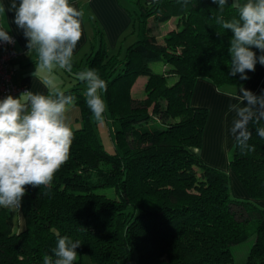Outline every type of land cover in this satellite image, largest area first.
Listing matches in <instances>:
<instances>
[{"label": "trees", "instance_id": "obj_1", "mask_svg": "<svg viewBox=\"0 0 264 264\" xmlns=\"http://www.w3.org/2000/svg\"><path fill=\"white\" fill-rule=\"evenodd\" d=\"M247 2L228 0L218 9L212 0H137L135 39L123 57L98 30V46L63 70L73 82L63 91L77 97L82 119L69 158L51 185H25L22 229L14 230L10 208L0 207V264H43L64 235L81 241L74 264L84 254L94 264H235L232 246L249 238L246 264H264V138L256 134L264 119L249 124V148L234 141L228 163L247 194L238 197L229 173L200 156L208 109L191 102L199 78L216 87L248 81L227 75L232 33L219 23L238 19ZM149 19L154 26L175 19L177 28L159 39ZM156 61L167 67L152 70ZM84 69L106 81L114 153L97 136L76 75ZM139 76L146 77L143 98L131 93Z\"/></svg>", "mask_w": 264, "mask_h": 264}, {"label": "clouds", "instance_id": "obj_2", "mask_svg": "<svg viewBox=\"0 0 264 264\" xmlns=\"http://www.w3.org/2000/svg\"><path fill=\"white\" fill-rule=\"evenodd\" d=\"M212 2L218 9L228 4V0ZM12 9L13 22L27 41L26 54L32 58L35 53L37 58L32 75L35 78L45 73L41 82L50 91L47 95L24 91L18 97L8 95L0 100V207L6 208L21 206L25 185H51L54 175L69 158L73 130L66 113L76 106L77 97L57 86L53 69L72 71L73 52L82 35V13L69 0H20L18 6L12 4ZM0 11L6 12L3 8ZM219 23L232 33L227 75L248 80L247 73L254 72L257 64L264 66V0H248L240 7L238 19H220ZM0 41L13 43V38L0 28ZM76 75L86 84L85 102L92 118L103 123L106 106L102 93L107 90L106 81L96 69ZM236 100L229 105L235 114L229 131L243 150L249 148V124L264 119V91L257 95L241 84ZM256 134L264 138V127L257 128ZM81 245L78 239L57 236L56 245L50 255H44L43 264H74Z\"/></svg>", "mask_w": 264, "mask_h": 264}, {"label": "crops", "instance_id": "obj_3", "mask_svg": "<svg viewBox=\"0 0 264 264\" xmlns=\"http://www.w3.org/2000/svg\"><path fill=\"white\" fill-rule=\"evenodd\" d=\"M144 2H150L152 0H142ZM15 3L17 6L20 3V0H0V8H3L5 11H0V28L7 30L8 33L15 38V51L17 54V57L14 61V65L17 69L16 74L14 76V81L20 84H24L27 88L30 87L29 91H33L34 93L39 92L44 95L49 93V90L47 87H44L39 85V81H34L31 79V77L25 73L26 70H28L33 63L36 61L35 53L32 54V58L29 57L26 49V39L23 35V31L18 29L15 25L14 18H15V9H12V4ZM121 3V0H69V4L74 6L78 11L82 13V16L80 17L81 20V38L78 41L74 52L72 59L79 60L85 56V53L88 52V50H85L84 53L81 54V51L85 49L86 45H88V31H89V24L91 23H99L101 27L103 28L104 35L106 36L108 40V47H114L116 48V44L118 40L121 38L120 36L123 35L124 30H127L130 23L132 22L131 14L126 12L123 9V6ZM136 5V4H135ZM137 9H133L132 12L135 14L139 6L136 5ZM131 12V11H130ZM132 14V15H133ZM169 22V21H167ZM95 32L92 34L94 35ZM120 37V38H119ZM105 38V39H106ZM135 39V34H134ZM133 39V40H134ZM167 66L163 65L160 72H162ZM63 71V69H61ZM169 77H175L174 75H171ZM168 77V78H169ZM140 78V76L138 77ZM136 79L135 83L132 86L131 93L133 97L135 98H143L144 97V84L146 82V79L141 82L142 88L140 94H134L133 91H137L136 87L139 79ZM243 86L249 90H251L253 93L256 91L261 94L262 91H264V66L259 65L253 75L248 79L246 83L243 84ZM236 92L234 94L232 93H222L217 90L216 86L203 78H199L193 89L192 93V104L196 106H207L212 108L211 116H210V122L207 118V122L209 123V126L212 125H219L220 122H217L214 124L220 115V113H224L226 111V114L231 111L229 110V105L237 103L236 96L238 95V87L235 88ZM237 93V94H236ZM257 93V95H258ZM236 94V95H235ZM233 120V119H232ZM207 126V125H206ZM80 128V127H78ZM213 128V127H212ZM210 131L208 133L209 138L208 142H206V145L203 148H200L201 150V158L209 165L214 166L219 169L227 170V166L224 165L223 161L228 160V156L225 157V155H222L220 151H218L214 145V143L210 144V140L212 138H215L217 134H214ZM77 129V128H76ZM75 130V129H74ZM220 134V133H219ZM221 135V134H220ZM228 133L225 132V137L227 138ZM232 135H230V143L226 145L228 146V150H231L234 145V141L232 140ZM229 140V138H227ZM232 177H230L231 185H232V192L235 196L238 197H246V191L236 175L232 173ZM240 186V188H239ZM262 205H264V198L258 200Z\"/></svg>", "mask_w": 264, "mask_h": 264}, {"label": "rangeland", "instance_id": "obj_4", "mask_svg": "<svg viewBox=\"0 0 264 264\" xmlns=\"http://www.w3.org/2000/svg\"><path fill=\"white\" fill-rule=\"evenodd\" d=\"M120 4H122L123 9L126 12L131 14V18H132L133 17L132 10L137 9V7H136V5L138 4L137 0H121ZM175 23H176L175 19H171V20H169V22H164V23H161L157 26H154L152 19H149V21H148V25L152 26V33L154 35H156L159 39H162L163 36L166 33H168L169 31L176 29L177 25ZM131 29H132V25L130 23L127 30H124L123 35L120 36L121 38L119 37L120 39L118 40V42L116 44V48L111 47V46L108 47L110 52L115 53V54H119L120 57L124 56L127 45L129 43H131L134 39V34L130 32ZM98 30H101L103 38H106V36L104 35L103 28L101 27V25L99 23L89 24L88 40H87L88 45H86V47H84L85 49L83 50V52L81 51V54L84 53L85 50H88V48H90L88 50V52H91L92 46L93 47L98 46L99 37H100ZM93 32H95L94 35L92 34ZM105 41L108 45L107 38L105 39ZM150 66H151L152 70H154L156 72H160V70L163 66V63L160 61H156V62H152L150 64ZM35 71H36V65H35V63H33L32 66L28 70H26L25 73H27L31 77V79H33L34 81H39V85H41V87L44 86L41 81H42V77H43V75H45V73L41 72L37 75V77L34 78L32 73ZM84 71H85V69H84ZM53 75L55 77L57 86L61 90L67 89V88L71 87V85L73 84V82H71L70 79L66 76V73L58 67L53 69ZM138 79H139L138 83H136L137 84V87H136L137 91H133V93L135 95L141 93V88H142L141 82L143 80H145L146 77L140 76V78H138ZM175 80H176V77H169L168 78V81L170 83L174 82ZM216 88L218 91L225 93V94L226 93L234 94L236 92V89H235L236 87H234V86L223 85V86H219ZM27 89L30 90V87L28 86ZM85 90H86V84H84L83 92ZM255 93L257 94L258 92L256 91ZM258 95H259V93H258ZM102 98H103V95H102ZM191 101H192V98H191ZM105 106H106V102H105ZM205 107H207V106H205ZM207 109H208V114H209L208 120L210 122V116H211L212 108L210 106V108L207 107ZM234 115L235 114L233 112H231V113L229 112L228 114H226V111H224V113H222V112L220 113L216 122L214 123V124H216L217 122H220L219 125H217V126L216 125H214V126L210 125L209 126V123H206L204 131H203L202 145H201V148H203L206 145V142H208V138H209L208 133L210 131V127L211 128L213 127L211 129V132H213L214 134L218 133V135H216L215 138L209 139L210 140L209 143L210 144L214 143L216 149L218 151H220L222 155H225V157L228 156V160L226 162L225 161H223V162H224V165L227 166V170H225V171H227L229 173L230 177H232V175H231V168L229 167L228 162H229L230 157H232L233 153H232V149L228 150L229 145L227 146L226 143L227 144L230 143L231 133H230L229 129L231 127V122H232V119L234 118ZM66 118H67V122L69 123L72 130L82 126L81 112H80V109L77 105L75 107H72L69 109V111L66 113ZM114 127H115V125H113V123L111 121V117L109 116L107 106H106L104 122L98 123L96 121L95 130H96L97 136H98L100 142L102 143L103 147L109 153H114L116 151L115 142H114ZM225 132L228 133L227 138H229V140L225 137ZM233 141H235L234 137H232L231 142H233ZM200 153H201V151H200ZM230 182H231V180H230ZM239 188H240V186H239ZM231 191H232V185H231ZM10 210L13 214L14 230L17 231L19 229H22L24 227V219H23V216L20 213L19 209L18 208H10ZM252 242H253V238H249L248 240H246L242 243H239V244L232 246V253H233V256L235 259V264H246L247 253H248V250H249ZM81 264H94V263L91 261V259L89 258V256L87 254H84L81 257Z\"/></svg>", "mask_w": 264, "mask_h": 264}, {"label": "built area", "instance_id": "obj_5", "mask_svg": "<svg viewBox=\"0 0 264 264\" xmlns=\"http://www.w3.org/2000/svg\"><path fill=\"white\" fill-rule=\"evenodd\" d=\"M10 36L13 38V43L0 41V100L8 95L18 97L21 92L28 91L24 84L14 81L17 71L14 61L17 54L15 51V38L12 35Z\"/></svg>", "mask_w": 264, "mask_h": 264}]
</instances>
